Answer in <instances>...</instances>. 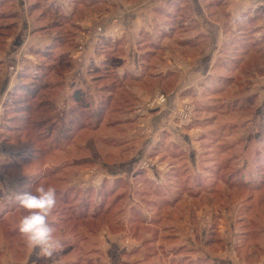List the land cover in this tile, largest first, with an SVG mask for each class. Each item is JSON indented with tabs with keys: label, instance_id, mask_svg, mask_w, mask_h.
Listing matches in <instances>:
<instances>
[{
	"label": "rangeland",
	"instance_id": "374dc122",
	"mask_svg": "<svg viewBox=\"0 0 264 264\" xmlns=\"http://www.w3.org/2000/svg\"><path fill=\"white\" fill-rule=\"evenodd\" d=\"M1 1L0 15L21 6V0L14 6L13 0ZM173 1L178 0H169L163 11L170 16L181 7ZM257 1L255 16L264 24V0ZM27 2L29 12L30 3L38 5L31 12L32 27L44 30L29 34L21 26L17 34L0 35V90L5 80L13 84L16 79L11 90L19 84L14 65L18 73H28L27 83L41 80L46 70L41 64L62 58L72 66L64 71L56 100L49 102L57 107L49 112L39 107L29 120L18 118L23 110L7 112L9 92H0V172L14 178L25 172L28 178L17 185L0 174V187L9 189L0 195L6 199L0 207V264H13L12 257L22 264H264V78L257 86L251 76H264L261 55L249 56L238 70L217 68L209 83L182 90L188 89L183 96L189 100L180 96L182 102H174L172 83L136 82L131 74H118L124 50L110 36L96 35L109 26L111 0H72L73 21L49 0ZM205 3L218 16L230 1ZM24 19L6 18L0 24L21 25ZM241 20L238 29H253L249 16ZM58 34L62 42L56 44ZM107 59L99 73L107 79L98 85L114 86L115 96L101 111L90 71ZM82 70L86 77L82 73L77 84L69 76ZM77 89L91 93L89 109L74 106ZM169 124L171 130L178 127L173 132L162 128ZM4 160L13 167H4ZM158 172L163 178L155 177ZM29 177L38 178L34 186L58 189L51 219L64 247L51 257H38L16 230L23 210L14 195L30 191Z\"/></svg>",
	"mask_w": 264,
	"mask_h": 264
},
{
	"label": "crops",
	"instance_id": "0c3cea01",
	"mask_svg": "<svg viewBox=\"0 0 264 264\" xmlns=\"http://www.w3.org/2000/svg\"><path fill=\"white\" fill-rule=\"evenodd\" d=\"M3 1L5 0L1 2ZM15 1L18 0H13L12 6L16 5ZM119 1L111 0L114 8L109 10L108 15H106L109 18V26L102 31L103 33L98 31L96 35H108L109 38L123 48L124 56L121 66L117 70L118 74L121 76L131 74L130 76L138 78L136 82H143L148 78L170 82L174 85L171 93L176 92L174 98H172L174 102H182L183 99L180 96L188 98L183 96L188 89L182 91L187 86L191 89L194 84H200L202 81L209 83L219 67L223 68V71L230 68L238 70L248 63L249 56L253 54H260V61L264 62V24L255 16L258 6L254 4L258 2L257 0H228L230 1L229 4H223L227 6L225 14L218 16L208 12V7L205 5L206 0H185L187 2L183 1L181 3L178 2L180 0L173 1L174 3L172 2L171 5L180 4L181 6L179 9L177 8L176 12H173L175 16L163 12L170 4L169 0H137L133 2L125 0L122 3ZM49 3H53L55 7H60L61 12L72 18V20L75 19V7L73 6L72 11L71 6L72 0H49ZM32 4L34 3H30V5ZM26 5L29 6L27 0H21V8L15 7V10L11 12L14 14L19 13L17 18H20V16L23 19L25 18L24 23L17 24L11 35L17 34L21 30V26L23 32L26 31L29 34H33V31L38 29V27H32V14ZM22 7L24 12L21 14ZM66 11L70 12L67 13ZM247 16L250 17L249 22L253 29H238V25L244 24L241 19ZM26 19L30 21L29 27H27ZM84 24L80 23L81 26ZM83 29L86 30L87 27L84 26ZM91 30L89 29L88 32ZM88 51L91 55L94 51V42L93 48L91 42V48ZM156 53H158L157 56ZM148 54L151 55V59H155V57H160V59L149 61L146 58ZM152 64H155L153 71L147 73L146 67ZM261 66L264 68V63ZM15 67L16 65L12 70L13 74L18 75V70L15 71ZM82 73L86 77L84 70L78 72L77 75L73 73L69 77L73 79L76 77V83L79 84L78 82H83ZM255 73L256 75H251L252 80L259 86L264 76L259 77L258 72ZM223 74L221 73L222 78L223 76L227 79L234 78ZM78 76L81 78L79 81ZM242 81H246V79ZM13 84L5 80L4 88L2 87L3 90H0V92H10V88L16 85ZM133 91L138 96H142L141 91ZM255 94H257V91H255ZM186 100H189V98ZM147 118L149 119V117ZM170 126V124L168 127L164 125L162 128L171 130L169 129ZM172 126L174 130L178 127L176 125ZM173 129L171 132L174 131ZM157 130L160 131V129ZM5 162L4 160L2 164L4 165ZM0 174L2 180L3 177L7 176L15 179L18 185L17 178L10 177L3 172H0ZM146 174L151 176L149 172H146ZM154 175L160 179L163 178L164 174L158 172ZM26 188L29 189V187ZM7 190L9 191V189L0 187V195L7 194ZM5 200L3 197L0 199V207L4 205ZM11 261L13 264H22L20 261H14L13 257ZM2 263L5 264V260Z\"/></svg>",
	"mask_w": 264,
	"mask_h": 264
},
{
	"label": "trees",
	"instance_id": "16d2710c",
	"mask_svg": "<svg viewBox=\"0 0 264 264\" xmlns=\"http://www.w3.org/2000/svg\"><path fill=\"white\" fill-rule=\"evenodd\" d=\"M37 6H38L37 3L30 5V13ZM50 6L52 7V4H50ZM9 14H11V15H9ZM63 16L66 19H68L69 21H73L72 18H69L66 15H63ZM11 17L15 19L18 17V14L2 13L0 15V21L5 20L6 18L9 19ZM17 24H18L17 21H14L13 23H11L10 25H7V26H5L4 24L3 25L0 24V35H5V36L11 35L15 31L14 29L16 28ZM55 24H58V23H55ZM41 27H43V26H41ZM41 27H38V29L44 30ZM105 40L107 42L111 41V39H105ZM55 42H56V44L61 43L62 42V36H60L58 34V36L55 38ZM120 48H121V50H123L122 47H120ZM45 52H46L45 55L49 54V51H45ZM108 62L109 61L107 59L105 62L102 63V67L95 66L94 69L92 71H90V74H95L93 77V82L97 84V85H95L96 86V94L99 97V105H100L101 111L105 110L103 108H106V102L107 101H113L114 96H115V92L113 90L114 86H112L110 84H103L100 87V85H98V83H100V81L107 79V78H104L103 75H99V73L102 70L101 68H106L108 66L107 65ZM44 66H46V70H45L44 74L41 76V80L39 78L38 81L35 80L31 83H27L25 80H23L24 77L27 76L26 74H28V73H25V72L24 73H22V72L18 73L17 79H18L19 84L16 86V88L12 89L8 93L9 94V97L7 98L8 107H6L7 112L10 109H13V111L23 110L24 117H18L21 115H15V117L17 116L18 118H27L29 120L30 116L28 114L37 112L39 110V107H40V110H46L48 112L57 107L56 105H54V103H49V102L56 100L55 96L57 95L56 94L57 90L61 89V86L63 85V81H64L63 76L67 72L66 70H68V69L70 70L72 63H71V60L66 61V59L61 58V59L56 60V61L49 63V64H41L39 68L41 69ZM64 71H66V72H64ZM52 73L54 74V76L51 75ZM127 76H129V75H127ZM127 76H124L123 78H125ZM105 77H108V76H105ZM49 78H51V79H49ZM134 79L138 80V78L135 76L132 77V81H136ZM105 93H107V94H105ZM45 94H47V96H46L47 98L45 97L46 99L40 100L39 105H37V102L39 101L38 98L41 95L43 96ZM90 95H91V93L87 92V90H82V89L75 90L74 93L72 94L74 106L76 108L86 107L89 109V107H90L89 96ZM11 97H14L15 99H11ZM44 103L49 104V108L48 107L43 108ZM6 119H9V118L6 117ZM45 121H46V119L43 120L40 124H43V122H45ZM100 123H102V122H99V126H100ZM97 126L95 128L99 129V126L98 127ZM11 164H14V163L5 162L4 167L5 166L6 167H10V166L13 167V165H11ZM20 168L23 169V167L20 166L14 171L17 172V171H19ZM23 173H24L23 175H21L20 177H17V180L20 184H23L21 179H24V181L28 182L27 174H25V172H23ZM12 174H13V172H12ZM30 175H32V174L30 173ZM20 180H21V182H20ZM29 181H30L29 183L32 182V179H30V177H29ZM38 181L39 180L37 178L32 182V184L26 183V185H27L26 187H29V186L35 187L34 185ZM23 185H25V184H23ZM27 190H31V188L27 189ZM57 192H58V189H57Z\"/></svg>",
	"mask_w": 264,
	"mask_h": 264
},
{
	"label": "clouds",
	"instance_id": "9594fccd",
	"mask_svg": "<svg viewBox=\"0 0 264 264\" xmlns=\"http://www.w3.org/2000/svg\"><path fill=\"white\" fill-rule=\"evenodd\" d=\"M57 190L52 185L38 184L30 191L16 193L15 200L23 215L16 230L25 246L37 256L51 257L64 247L58 225L51 219L57 206ZM38 250V251H37Z\"/></svg>",
	"mask_w": 264,
	"mask_h": 264
},
{
	"label": "built area",
	"instance_id": "2783aa9c",
	"mask_svg": "<svg viewBox=\"0 0 264 264\" xmlns=\"http://www.w3.org/2000/svg\"><path fill=\"white\" fill-rule=\"evenodd\" d=\"M162 98H163V95L160 97V100H162Z\"/></svg>",
	"mask_w": 264,
	"mask_h": 264
}]
</instances>
